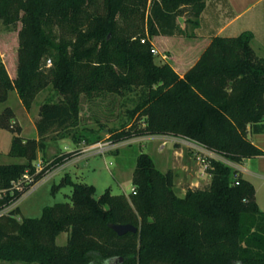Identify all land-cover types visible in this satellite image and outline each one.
I'll use <instances>...</instances> for the list:
<instances>
[{"label":"trees","instance_id":"trees-1","mask_svg":"<svg viewBox=\"0 0 264 264\" xmlns=\"http://www.w3.org/2000/svg\"><path fill=\"white\" fill-rule=\"evenodd\" d=\"M203 7L204 0H0L4 22L20 23L13 79L0 60V104L15 91L28 111L48 85L60 96L39 107L36 139L20 137L11 109L0 112V130L14 135L8 156L24 160L0 166L1 261L107 264L120 257L121 264H264V211L252 185L220 161H209L208 185L187 188L183 198L174 194L172 172L159 171L148 155L139 154L130 199L109 189L95 199L92 186L72 183L66 175L53 191L70 186L69 203L43 208L38 219L17 220L19 209L11 208L29 187L78 155L75 150L41 162L34 174L32 164L49 135L81 140L71 130L80 125L82 107L107 100L109 117L133 88L140 89V99L128 117L142 128L109 132L112 143L172 134L235 165L263 155L248 137L264 131V58L252 51L250 32L209 39L182 76L165 52L163 63H154V40L193 38L178 36L177 18L187 8L195 29ZM98 119L93 118L99 124ZM82 140L100 142L84 135ZM26 174L29 185L11 190ZM112 224H130L138 232L118 237ZM61 233L67 234L66 244L57 246Z\"/></svg>","mask_w":264,"mask_h":264},{"label":"rangeland","instance_id":"rangeland-1","mask_svg":"<svg viewBox=\"0 0 264 264\" xmlns=\"http://www.w3.org/2000/svg\"><path fill=\"white\" fill-rule=\"evenodd\" d=\"M186 9L184 8V13L177 18L178 36H184L194 30L192 25L188 23L189 20L193 21L194 18L189 12L185 11ZM4 20V18L0 17V60L4 67H6L5 69L9 78L13 79L15 77V68H17V33L20 29V23H17L15 27H11ZM163 60L158 55L154 56V63L156 65L162 64ZM44 65L45 68L50 67L51 61L46 60ZM97 87L93 85L90 88L93 90L92 92H95ZM139 90L138 88H133L131 91L124 93L122 99L118 101L120 107L116 106L117 104L115 103L112 108L113 115L109 117H105L109 108L107 100L103 102L99 101V106L92 107V109H86L88 107L84 105L81 111L82 119L79 127L71 130V132H78L81 135V140H56V135L48 136L45 150L37 153L36 160L32 164L34 174L40 171V168H37V166H40L41 162L49 161V159L51 160L55 156H60L80 148L78 155L55 170L50 171V173L48 172L22 194L11 206V208L18 207L19 209V215L16 217L17 220L22 218L38 219L41 216L43 208L58 203H69L67 197L70 196L72 191L70 186L59 187V189L53 191V187H58L61 179L66 175L70 177L72 183L92 186L95 192V199L100 198L107 189H109L110 194L113 196L124 195L130 199V196H132L131 179L133 178L136 158L139 154L148 155L159 171L170 170L172 172L173 188L177 195L183 194L187 188L194 189L206 186L210 176L207 175L208 173L204 175H200V171L198 173L200 169L196 164L192 152L184 145L178 143V141L169 138L175 135H162L167 138L140 136L124 139L118 143L111 142L112 134H109V132H137L139 128H142L141 121L137 119L135 121L129 120L128 117V112L139 102ZM59 99L60 96L57 91L51 85H48V87L34 96L30 109L26 111L18 99L16 92L9 91L6 101L0 104V112L5 108L11 109L17 125L21 128L20 137L24 139H36L37 135L34 124L38 119L39 107L45 102H57ZM98 117L99 124L93 120V118ZM83 135L87 138H97L101 143H109L110 148L102 155H90L89 146L91 145L83 142ZM13 136L8 131L0 130V166L24 163L22 159L8 156ZM165 139H168L171 143L169 142L163 148H159ZM29 183V178L28 180L20 179L12 182L10 189L21 191ZM258 199L260 203V192ZM8 210L10 209H6L2 213ZM55 244L57 246H64L66 244V234L61 233L56 238ZM0 264L12 263L0 260Z\"/></svg>","mask_w":264,"mask_h":264},{"label":"crops","instance_id":"crops-1","mask_svg":"<svg viewBox=\"0 0 264 264\" xmlns=\"http://www.w3.org/2000/svg\"><path fill=\"white\" fill-rule=\"evenodd\" d=\"M198 20V27L186 34L193 38H156L154 40L153 48L159 54L158 56L162 58V52L169 54L167 56L170 65L179 76H182L196 61L209 39L214 37L231 38L243 32H250L252 51L257 57L264 58V0H204V7ZM248 137L263 155L242 160L241 164L236 165L235 171L244 181L252 185L256 205L260 211H264V131ZM79 149L76 150L79 151ZM209 182L210 179L206 185ZM259 192L261 193L260 203ZM174 194L183 198L185 192L181 195L175 192Z\"/></svg>","mask_w":264,"mask_h":264},{"label":"built area","instance_id":"built-area-1","mask_svg":"<svg viewBox=\"0 0 264 264\" xmlns=\"http://www.w3.org/2000/svg\"><path fill=\"white\" fill-rule=\"evenodd\" d=\"M141 43H143V41H141ZM151 53L153 54V56L159 55L154 48L151 49ZM162 58H163V56H162ZM156 137L167 138L166 136H156ZM169 138L174 140V141H178V143L184 145L187 149L190 150V152H192L193 156L195 157L196 164L199 166L200 175L207 174V170L210 169V166H209L210 160L220 161V162L226 164L227 166L231 167L233 170L236 169L235 164L230 163V162L222 159L221 157H219L215 153L211 152L210 150H207L202 144H200L196 141L190 140L188 138L180 137V136H174V137H169ZM169 142L170 141L168 139L167 140L165 139L164 141H162V144H160L159 148H163ZM109 148H110L109 143L97 142V143L89 146V150L91 151L90 155L91 154L92 155H96V154L102 155L105 152H107V150ZM37 168H40V166L38 165ZM22 180H28V174L23 175Z\"/></svg>","mask_w":264,"mask_h":264},{"label":"water","instance_id":"water-1","mask_svg":"<svg viewBox=\"0 0 264 264\" xmlns=\"http://www.w3.org/2000/svg\"><path fill=\"white\" fill-rule=\"evenodd\" d=\"M110 230H113L114 234L118 237L123 236L127 233L130 234H134L137 231V229L130 225V224H125V225H120V224H112V225H108ZM122 263V259L119 257L117 258H111L107 261V264H121Z\"/></svg>","mask_w":264,"mask_h":264}]
</instances>
